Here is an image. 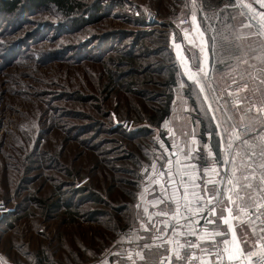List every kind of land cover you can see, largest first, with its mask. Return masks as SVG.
I'll use <instances>...</instances> for the list:
<instances>
[{
  "label": "rangeland",
  "instance_id": "rangeland-1",
  "mask_svg": "<svg viewBox=\"0 0 264 264\" xmlns=\"http://www.w3.org/2000/svg\"><path fill=\"white\" fill-rule=\"evenodd\" d=\"M75 2L68 12L27 0L13 12L0 9V264H132L129 253L135 258L151 232L140 224L164 207L154 204L164 196L169 166L179 186L189 151L206 156L208 145L215 156V133L223 134L216 101L210 92L208 101L190 95L195 86L182 61L191 67L200 33L207 39L219 27L226 5L237 29L252 9L264 12L259 0H243L251 9H233L235 0H198L203 12L195 11L193 24L191 0ZM185 18L189 23L176 28ZM229 65L217 92L224 99L237 91L228 85L243 69L234 60ZM248 83L240 95L254 105L233 99L239 107L228 113L237 143L264 140V113L257 111L264 95ZM153 221L167 222L172 233L190 222L171 228L168 217Z\"/></svg>",
  "mask_w": 264,
  "mask_h": 264
},
{
  "label": "snow or ice",
  "instance_id": "snow-or-ice-1",
  "mask_svg": "<svg viewBox=\"0 0 264 264\" xmlns=\"http://www.w3.org/2000/svg\"><path fill=\"white\" fill-rule=\"evenodd\" d=\"M262 6H264V0H259ZM194 14L192 15V23L196 24L197 17L195 11L199 10L203 12V8L197 9L198 0H191ZM233 9L239 7H247L251 9L250 5H244L243 0H235V3L231 5ZM252 14L246 17V22H241L237 29L231 21L236 20V16L229 14V6H225L220 9L217 14V19L220 20L219 27L211 28V32L207 39H204V33H200L201 42L196 45L199 48V54L193 53V64L191 67L187 66L186 61H182L185 75L187 79L192 82L195 87L192 88L190 95L196 94L197 100L200 95L203 94V100L208 101L210 92L211 98L216 101L215 111L221 113V121L217 123L216 127L219 129L223 125V134L216 132L215 134L221 137V143L224 142L225 136H227L226 148L221 152L219 150V143L216 145L217 153L214 156L213 151L208 145L204 147L208 149L207 155L203 153L191 150L188 153V158L196 160L199 163L205 165H215L217 163H223L228 167L223 170L217 169L214 166L204 167L202 169V176L193 178L191 171L195 170L197 165L192 164L189 168L185 169V176L188 177V182L184 181L182 177L179 181L180 187L183 188V195H179L177 189V182L172 179V171H168V185L173 188L171 195H165L162 199L155 202L154 207L163 205L164 207L153 215L165 216L169 214L170 205H175V214L173 219L177 215H182L184 212L188 213L185 219L189 217H200L204 220L206 225H214V231L211 233L213 241H216V237H220L219 242L214 243L216 251L210 253L215 255L217 261H223L225 254H227V261L229 264H242V261L247 260V264H253L252 257H256L255 264H264V227L257 228V222L264 225V220L261 217L264 216V140L257 143L253 141L251 145L247 140L243 141L246 146V150L242 153H236L233 149V138L228 132V127L234 123V116L228 115L230 108L239 107L233 106V99L248 100L250 103L254 102L245 95L241 97V91H247L249 89V81L251 80L255 87L252 89L253 93L259 91L264 95V55H252L251 53L264 50V12L256 13L254 9L251 10ZM244 15V13H240ZM221 16L223 17L221 19ZM207 20L208 18L202 17ZM211 27V26H209ZM241 31L245 32V35L239 34ZM247 41V43H244ZM210 42V44H209ZM255 42L258 47L254 49L252 47ZM179 48V45H176ZM209 47L211 50L212 63L209 68ZM201 56L203 57L201 59ZM234 60L237 66L243 65V69L239 73V78H233L232 84L228 87H235L237 91L227 92L225 95L228 99H224L223 96H217V92L220 90V81L224 79L223 70L229 67V61ZM255 61L256 63H250ZM257 64L259 68L257 69ZM195 69V70H193ZM255 72V75H253ZM213 73H219V77H214ZM243 85V88L241 87ZM198 89V92H197ZM220 101H223L221 104ZM208 110H212V104L208 105ZM200 111L206 115L204 108L201 107ZM251 111V108L247 109ZM258 112L264 113V104L261 105ZM213 120L216 116L213 115ZM251 126L249 125V128ZM212 133L209 132V136ZM235 139H239L236 137ZM195 143V138H193ZM231 155V159L229 156ZM171 160L169 164H171ZM155 167V165H153ZM164 175L163 172L160 173ZM196 180H200L201 184L196 183ZM161 188L166 192L167 187L161 185ZM191 196V199L189 198ZM139 207V205H137ZM144 212L147 213L148 209L144 208ZM153 215H148V223H141L140 227L145 232L150 231L149 225L155 228L152 224ZM241 216H246L247 220H240ZM238 220L241 225L242 236L238 240L235 229L233 228L232 221ZM195 223H199V220H195ZM252 225L251 236L248 235L242 226L243 224ZM222 226H227L226 229H222ZM231 233V238H228ZM190 234L195 235V231L192 230ZM142 239V238H141ZM172 241H169L171 243ZM243 243L248 251H244L240 248V244ZM222 245V247H221ZM198 245H192L197 247ZM143 249H147L152 254V259H146L141 251L135 252V258L132 253H129L128 260L132 264H137V260L143 261L144 264H165L163 259H157L159 256L158 251L153 252L155 249L162 248L163 245H150L145 243L142 246H138ZM183 247V246H181ZM258 249V250H257ZM177 262L187 260V257H182L175 249L172 250ZM168 262L171 264V257H168ZM192 259H196L193 257Z\"/></svg>",
  "mask_w": 264,
  "mask_h": 264
},
{
  "label": "crops",
  "instance_id": "crops-1",
  "mask_svg": "<svg viewBox=\"0 0 264 264\" xmlns=\"http://www.w3.org/2000/svg\"><path fill=\"white\" fill-rule=\"evenodd\" d=\"M248 131L250 132V130ZM229 133L237 137V134L234 130H229ZM246 139L247 138L244 137V140ZM218 143H219V150L220 151L223 150L224 147L222 146V143L221 142H218ZM252 143L253 142H248L249 145H251ZM233 149H235L236 153H242L246 150V146L243 144V142H238V143L233 142ZM230 158H231V155H230ZM171 162H173L175 165L179 163V161L177 162V160L175 159H171ZM192 164L197 165L196 169L191 171V176L193 178H196L197 176H202V169L204 167L214 166L217 169H220L218 167V164L205 165V164L199 163L196 160L188 159L186 160L184 164V169L181 168V172L184 175V181L186 183L188 182V177L185 176V169L189 168ZM178 165L180 166V164ZM169 170L172 171V173L173 171L177 172V169L176 168L173 169L172 165L169 166ZM196 183L201 184V187H202V183L200 180H196ZM177 189L179 191V195L182 196L183 188L180 187L179 185L177 186ZM154 210L156 211V209ZM196 218L199 220L198 224L194 222ZM196 218L190 222H183L186 225L185 228L181 227L177 229L175 233H172V230H170L169 228H168L169 230L167 229V222L158 223L156 221H153L152 224L155 225V228H152V226L149 225L151 232L148 233L149 237H148L147 244H150L153 246L158 245V244L163 245L162 249H164L163 252H159V256L157 257V259H163L165 261V264H169L168 259H167L168 257H171V264H229V262L227 261V254H225L223 261H217L216 256L210 254L216 251L215 247L213 246L214 243L219 242V240L221 239L220 237H216V241L215 242L213 241L211 237V233L214 231V225H206L203 219H200V217L198 216ZM243 220L246 221L247 217H245ZM193 225H194V230L196 233L195 235L190 234V231L186 230L187 226L188 227L191 226V229L193 230ZM232 225H233V228L235 229L237 239L239 240L242 236L241 225L238 220H233ZM242 226L244 227L246 233L251 236L252 226L247 223L243 224ZM225 227L227 228V226ZM256 227L260 228L258 223L256 224ZM189 237H192L193 240H191ZM228 238L229 239L231 238V233H229ZM169 241H172V242L169 243ZM192 245H198V246L192 247ZM240 248L243 249L245 252L248 251V248L243 243L240 244ZM154 249L155 247H153V250ZM173 249H175V251L178 252L182 257H187L188 259L177 262L175 259V255L172 252ZM144 256L146 257V259H149V260L152 259V255L149 253L144 254ZM193 257H195L196 259H192ZM242 264H247V262L242 261Z\"/></svg>",
  "mask_w": 264,
  "mask_h": 264
},
{
  "label": "trees",
  "instance_id": "trees-1",
  "mask_svg": "<svg viewBox=\"0 0 264 264\" xmlns=\"http://www.w3.org/2000/svg\"><path fill=\"white\" fill-rule=\"evenodd\" d=\"M21 0H0V9L6 12H13L18 9ZM32 6H42V5H53L65 12L73 10L76 7L77 2L75 0H27ZM174 84L170 85L172 88ZM171 98H169L168 103H170Z\"/></svg>",
  "mask_w": 264,
  "mask_h": 264
},
{
  "label": "built area",
  "instance_id": "built-area-1",
  "mask_svg": "<svg viewBox=\"0 0 264 264\" xmlns=\"http://www.w3.org/2000/svg\"><path fill=\"white\" fill-rule=\"evenodd\" d=\"M188 23H189V19L185 18L184 20H179L174 25H175L176 28L179 29L183 24H188ZM163 185H165L167 187V191L166 192L161 188L163 195L164 196L165 195H171V188H170V186L168 184H165V183ZM174 214L175 213L168 214V216H167L168 217V222L170 223L171 228H175L179 224L180 220L181 221H193L196 218V217H194V218L189 217L188 219H185L184 217H187L188 216V213H187V214L184 215V217H181V215H177L176 218L173 219L172 217H173ZM261 220H264V216L261 217ZM257 223H258L259 227H264V225L260 224V222H257ZM136 251L137 250H135L134 253ZM244 261L247 262L246 259ZM252 261H253V264H255L256 257H252Z\"/></svg>",
  "mask_w": 264,
  "mask_h": 264
}]
</instances>
